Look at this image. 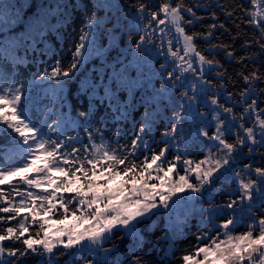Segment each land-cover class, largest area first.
<instances>
[{
  "label": "trees",
  "instance_id": "1",
  "mask_svg": "<svg viewBox=\"0 0 264 264\" xmlns=\"http://www.w3.org/2000/svg\"><path fill=\"white\" fill-rule=\"evenodd\" d=\"M113 1L117 12L112 22L115 14L107 13L95 0H70L71 7L57 4L64 6L67 14L52 16L53 27L39 22L38 8L47 7V1L0 2L2 17L11 19L21 12L24 18L14 32H0V100L8 101L21 129L27 132L22 136L14 128L0 127V176L28 168L30 160L21 147L32 144L38 158L48 160L51 166L50 174L48 171L0 185V264H186L201 257L204 250L218 240H213L212 236L221 238V228L230 225L226 221L236 222L234 229L239 236L249 231L251 220L245 215L251 202L246 201L239 208L231 205H239L244 196L234 185L236 179H242L239 180L241 185L246 182L252 187L264 185V181H259L264 177V145H257L251 154L245 151L240 159L235 153L241 148L239 142L244 128L250 125L249 118L258 121L264 132V0ZM38 3L41 6L38 7ZM164 12L178 14L195 54L209 68L195 77L205 83L208 93L203 101L202 96H198V104H202L198 105V114L190 123L180 121V116L176 115L182 110V104L187 105L189 97L181 100L183 91L175 83L180 79H173L177 73L171 71V78L168 77L167 66H172L169 57L167 62L163 59L166 65L163 67L158 56L155 61L158 67L153 70V65L145 64L146 57L139 50L135 54L141 59L129 64L132 57L127 48L132 50L145 40L141 30L131 28L130 24H165ZM115 19L117 24L125 25L122 49L115 45L118 39L115 32L120 36L124 29L115 28ZM0 20L2 26L4 21L8 23L4 18ZM129 20H132L130 24ZM94 21H104L105 26H100L97 33L101 34L99 47L106 51L80 66L79 51ZM2 26L0 31L5 27ZM129 37L131 42H127ZM32 38H35L33 46ZM6 42H12L13 46H7ZM133 65L138 66V71ZM139 72L151 78V82L146 80L150 89L138 91L133 87L127 91L124 87L119 91L120 96L116 95L119 101L109 97L105 85L116 89L111 73L126 76L133 83L140 80V77L132 80ZM55 73L69 76L68 79L73 77L66 91L55 87L54 79L38 84ZM160 78L163 84L159 88ZM129 96H132V104L127 107L122 101ZM214 108L227 115L225 121H220L216 136L209 119ZM179 122L185 126L193 123L192 130L199 131L185 135ZM242 123L246 127H241ZM203 125L205 129L200 130ZM198 133L206 140L205 133L210 141L224 135L228 146L226 157L235 160V165L217 176L222 181L218 188L215 186L212 199L202 194L189 224L174 239L170 254L165 241L167 224L157 214L152 215L155 219L150 217L138 222L141 234L138 242L122 229H115L101 248L93 252H78L63 246L47 256L40 249L30 247V242H36L43 235L41 219L58 198L61 197L64 211L55 214V222L79 216L77 200L73 194L65 193L67 179L78 177L88 183L97 170L104 168L112 174L136 180L150 160L161 157L166 150L168 158L180 164L178 175H182L189 186H194L195 169L205 164L207 155L212 152L211 142L206 145L201 140L196 141ZM212 142L216 146V141ZM231 147L236 149L230 150ZM243 164L249 169L245 174L241 173ZM52 166L56 170L52 171ZM229 172L244 178L229 177ZM60 173H65V177L57 176ZM257 174L262 176L256 177ZM51 180L56 181L54 189L50 186ZM55 194L59 197L54 198ZM263 199L259 197L251 205L264 224Z\"/></svg>",
  "mask_w": 264,
  "mask_h": 264
},
{
  "label": "rangeland",
  "instance_id": "2",
  "mask_svg": "<svg viewBox=\"0 0 264 264\" xmlns=\"http://www.w3.org/2000/svg\"><path fill=\"white\" fill-rule=\"evenodd\" d=\"M3 1L10 2L11 0H0V2ZM30 1L35 3V1L37 2L38 0ZM39 1H47L48 3L47 7L42 6V8L39 7L41 6L39 3L37 4L39 7V22L40 24H51L50 27L55 25L51 19L52 16L55 17L57 14L62 13L67 14V9L64 6L59 7L57 4H64L65 6L68 5V7H71V4L69 3L70 0ZM95 2H97L96 4L98 5H103L102 8L106 9L107 13H109V11L114 14L117 12L116 4L113 0H95ZM1 8L2 6H0V9ZM164 14L167 18L165 24H130L132 20H129L130 27H136L137 31L141 30L140 33L145 39L138 47L133 48L132 50H130L131 48H127L129 51L127 52L128 55L132 57L129 64L141 59L135 54V52H139V50L140 53L142 52L146 57V59L144 58L145 64L147 62V64L153 65V70L158 67L155 64L158 56L163 67L166 66L163 65V59L167 62V57H169L172 61V66H167L170 70L167 72V75L171 78V76H169L171 71L177 73L178 76L173 79H180L175 82L180 85V90L183 91L180 98L182 101H186L189 97L187 105L182 104V110L175 113L177 116H180V121L188 120V123H190L192 118L198 114V105L202 104L201 102L198 104V96H202L201 99L203 101L208 93V88L205 83L195 77L199 75L198 73L202 74L209 68L195 54L192 41L187 39L181 28L178 14L175 12H164ZM1 15L2 14H0V19L4 18L8 23L4 21L3 23L5 24H3V26L0 24V26H2L1 28L5 26L0 32H14L16 26H19L18 23L24 19L21 12H17L11 19H8V16L5 17L4 15V17H2ZM25 16L26 15L24 14V17ZM114 16H116V14L112 16L111 22ZM117 22L118 20L115 19V28H122L123 30L125 25H119ZM92 24L88 35L83 40L84 44L79 51L78 58L80 66H85L87 61L92 58L95 59L100 53L106 51L100 49L101 34L97 33L100 32V26H105L104 21H94ZM27 25L29 26L31 24ZM33 26L36 25L33 24ZM97 27L98 30L95 29ZM125 33V29L120 36L118 31L115 32V34L118 35L115 45L120 49L123 48L121 40ZM7 35H10V37L13 36V34ZM10 37H7V39L9 40ZM34 39L35 38L31 39L32 46L35 42ZM131 41L132 40L129 37L127 42ZM6 45L9 47L13 46L12 42H6ZM32 46L30 45L31 50ZM160 48H162V51ZM118 57H120V55ZM132 67H134V70L136 69L135 71H138V66L133 65ZM139 73L140 75H135V78L132 80L139 79V77L140 80L133 83L126 76L118 77L116 74L113 75V73H111V76L116 82V89H112L108 84L105 85L109 97L115 102L119 101L117 100V96H120L119 91L123 90L124 87L127 91L129 88L132 90L133 87L137 88L138 91L144 90V88L150 89L148 81L146 84V80H150L151 82V78H147L143 72ZM68 78L69 76L55 73L46 81L38 84L43 85L54 79L56 80L54 83L55 87L59 90L66 91V85L68 81L73 79V77L70 76V79ZM112 81L113 80H111V82ZM157 83L160 88V84H163L161 78ZM131 95H133V93ZM167 99L168 98H166V101ZM131 101L132 96H129L128 99L122 101V103H124V106L126 105L127 107H130L132 104ZM151 103H153V101ZM170 108L171 107L168 106V109ZM220 118L222 119L219 120ZM226 118L227 115L224 111L219 112L218 109L216 110V108H214V112L209 119H211L214 124L212 129L214 130L215 136L218 135L220 131V121L223 122ZM246 118H249L248 115ZM248 122L250 125L248 128H244L243 139H241V137V140L239 139L241 148L239 150L237 149L235 152L238 155V159H240L241 154H246L245 151L251 154V151L257 145H264V132L262 131L263 129L260 123L250 118ZM179 123L180 125L178 126L185 135L199 131V129L192 130V126H194L193 123H191V126L188 124H186L188 126H185L183 122ZM6 126L20 131V135L22 136L27 134V132L24 129H21L18 124L13 115L12 108L8 105V101L0 100V127L6 128ZM178 126H176V128H178ZM241 127L246 126L244 124ZM203 129H205L204 125L200 130ZM203 135L207 141L201 137V133L196 135V141L201 140L206 145L211 142L210 146L212 147V152L210 155H207L205 164H201V166H198L196 169L194 168L195 172H197L195 177L196 184L194 186H189L186 180H183V176L178 175L180 164L172 159L170 160L166 150L161 153V157L151 159L144 173L136 180L112 174L109 170L104 168L97 170L88 183H84L79 180L78 177L67 179L65 181V193L73 194L75 200H77L80 210L79 216L66 219L61 223L55 222V214L64 211L63 205L60 202L61 197L58 198L59 196L55 194L54 198H58L56 203H50L51 207L40 222L44 231L43 235L39 240H36V242H30V247L32 249H40L47 256H51L56 249L63 246L67 249L76 250L78 252L86 250L93 252L101 248L105 239H107L115 229H122L128 237L133 238L138 242L141 237L137 227L138 222L150 217L155 219L152 215L157 214L158 218L163 219L167 224L168 236L165 241L167 242L166 247L170 254L171 249L174 247V239L178 238L181 231L189 224L192 211L195 210V205L199 204L202 194L206 193L205 198L212 199L215 194V186L218 188L222 181V179H218L217 176L221 174L223 170H229L230 166L235 165V160L231 161L229 157H226V147L228 146L225 144L224 135L220 134L219 138L211 139V141L208 135L205 133H203ZM233 135H235V133ZM234 138L237 139L235 136ZM212 141H216V146ZM244 146L247 148L245 149ZM21 149L29 157L30 163L28 168L18 171L13 175H1L0 185L9 184L17 179L24 180L31 175L39 176V174L48 171L50 174V162L44 158H38L39 155L35 151L34 144L30 145V147L26 146L24 149L21 147ZM234 149L236 148L231 147L230 150ZM245 166L246 165L243 164V171L241 173L244 172L245 174L249 172L248 168H244ZM53 170H56L55 166H52V171ZM189 172H192V170ZM57 176L65 177V173H60ZM260 176L262 175L257 174L256 177ZM229 177L244 178L243 175L238 176L235 174L234 176L233 173L230 172ZM239 180L240 179H236L234 185L240 188V191L244 196L239 205L238 203L230 205L231 207L234 206L239 208L244 202H251L246 210L248 214L245 215V218L249 216V219L251 220L249 231L244 236H239L234 229L236 222L233 220L226 221L229 222L230 225L221 228V238L216 237V235L212 236L211 238L213 240H218L216 242L213 241L214 243L210 242L212 245L207 248V250H204L201 257L187 261L186 264H264V224L260 222L261 219L256 217L254 213L256 208L251 205L255 199L259 200V197H264V185L262 186L259 184L257 186L253 185L252 187V184L249 182L241 185L240 181H242V179ZM259 181L262 183L264 177H261ZM50 182L51 188L54 189L56 181L51 180ZM33 185L37 186V183L33 182ZM205 190H207V192H205ZM218 197H221V195L218 194ZM260 207L261 205L257 203V208ZM239 211L240 213H243L241 210ZM222 224L224 225L226 223L224 222ZM246 226H248V224H246ZM219 232L221 235L220 230ZM209 237L210 236L207 238Z\"/></svg>",
  "mask_w": 264,
  "mask_h": 264
}]
</instances>
